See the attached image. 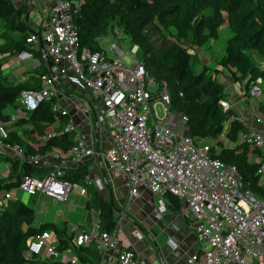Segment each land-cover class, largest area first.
I'll return each instance as SVG.
<instances>
[{
    "label": "built area",
    "instance_id": "1",
    "mask_svg": "<svg viewBox=\"0 0 264 264\" xmlns=\"http://www.w3.org/2000/svg\"><path fill=\"white\" fill-rule=\"evenodd\" d=\"M79 6L77 0H54L44 30L29 34L26 43L42 46V57L51 66L47 75L40 76L39 90L20 93L19 108L13 111L11 122L0 123V159L1 151L5 150L11 159L40 167L41 155L26 156L20 146L7 142L9 127L16 118L51 98L56 100L53 112L67 113L63 81L87 93L94 107L102 108L95 113L96 122L111 132V145L104 159L109 170L128 177L130 196L137 197L139 188H144L162 201L168 196L183 201V212L192 219L197 240L206 245V250L190 257L188 264H264V199L245 187L234 166L210 157L208 145H197L188 136L186 116L170 110L165 83L160 84L162 89L157 93L158 85L148 77L138 57V46L133 45L128 52L131 65L122 60L124 52L118 43L109 44L113 56H107L105 49L98 52L78 49L73 16ZM18 58L29 59L31 54L23 52ZM157 103L164 113L161 118L155 114ZM219 104L224 112L234 108L227 100ZM255 122L262 121L257 118ZM64 131L72 134L76 142L68 156L63 160L54 155L58 166L42 177L24 176L16 187L18 191L65 204L75 190L88 199L87 187L104 189L99 178L85 177V187L64 179L67 159L72 165H81L96 155L94 147L86 145L72 121ZM51 136L54 133L44 140ZM240 140L260 152L257 174L264 177V133L247 129ZM11 198V192L6 193L0 204ZM49 237V232L30 237L26 242L28 254L56 258L59 252L48 243ZM71 244L77 248L95 244L100 252L116 250L119 246L116 229L110 233L101 231L98 221L87 230L77 231ZM68 262L100 264L80 263L75 256ZM117 264H138L137 252L120 250Z\"/></svg>",
    "mask_w": 264,
    "mask_h": 264
},
{
    "label": "trees",
    "instance_id": "2",
    "mask_svg": "<svg viewBox=\"0 0 264 264\" xmlns=\"http://www.w3.org/2000/svg\"><path fill=\"white\" fill-rule=\"evenodd\" d=\"M77 1L80 6L73 16V22L78 33V49L102 51L96 37L112 34L114 28H120L130 43L138 46V57L146 73L155 79L157 93L162 89L160 84H166L170 110L186 116L188 136L197 145H208L210 157L234 166L245 187L264 199V177L257 174L260 152L240 140V135L247 129L237 118L234 109L224 112L219 104L221 100H227L224 85L217 78L220 71L213 69L216 74L211 75L207 66L196 70L189 48L183 43L189 42L192 48H201L209 41L218 40L220 29L227 23L233 35L225 44L220 60L222 70H226L234 81L244 79V92L257 87L264 95V65L258 66L252 56L256 52L264 61V0ZM23 15V10L16 9L10 0H0L3 29L0 43L2 124L11 122L12 114H7L5 110L12 107V111L16 112L19 108L17 99L22 91L39 90L40 76L47 75L51 66L49 61L46 67L43 60L41 71L16 85L10 84L3 76L4 67L9 61L23 52L34 51L26 43L31 30L24 23ZM44 28L41 27L39 32ZM35 49H38L37 56L41 59V49ZM55 102V98L43 101L35 110L16 118L10 124L14 129L8 132L7 142L20 146L26 156H43L57 151L61 159L67 157L76 142L72 134L64 131L69 122L67 113L52 111ZM257 104V111L264 115V102ZM53 133L54 136L44 140ZM222 138L226 145L221 142ZM208 140H214L215 144L206 143ZM9 162L16 176L9 182L0 181V202L6 193L16 189L24 176L42 177L53 169L16 159ZM86 173V170L79 169L66 173L64 179L79 184ZM93 194L90 202L98 210L101 231L113 232L117 223L113 206L97 192ZM168 198L176 199L173 196ZM177 201L174 203L177 204ZM33 224L34 212L31 207L12 198L0 204V264H70L28 254L27 240L43 232H52L57 237L58 252L72 247V237H65L64 229L47 223L38 227ZM77 259L80 263H86L81 256H77Z\"/></svg>",
    "mask_w": 264,
    "mask_h": 264
},
{
    "label": "crops",
    "instance_id": "3",
    "mask_svg": "<svg viewBox=\"0 0 264 264\" xmlns=\"http://www.w3.org/2000/svg\"><path fill=\"white\" fill-rule=\"evenodd\" d=\"M10 1L16 9L23 10L22 19L25 24H28L31 32H37L41 27L45 26L48 11L54 2V0ZM1 28L2 23L0 31L3 32ZM13 36L16 38L18 35L14 34ZM30 48L34 50L28 51L31 54V58L22 60L16 57L5 65L2 74L6 79L13 80L12 78H17L20 82L26 78L29 79L32 75L21 77L14 74V71L25 68V71L31 73L32 71L29 69L31 64L33 65V70L41 71V62L45 59L43 57L40 59L37 56L38 49H35V45ZM46 62L45 60L43 64L48 67ZM263 65L264 63L261 66ZM229 75V73H220L219 80L224 83L225 79H227L231 83V91L229 89L225 93L229 96L227 97L230 102L234 101L235 106L233 109L237 118L241 120L246 129H255L264 133V115L257 112L258 104L255 99L257 94H253L258 91L257 87L246 93L243 89L245 80L240 78L238 81H234ZM61 85L63 91L67 94V102L64 104V109L68 113L69 121L74 123L86 145L94 147L96 151V155L87 158L81 165H72L67 159V173H74L79 169H84L87 173L81 181L83 184L81 187H85L84 179L89 177L91 179H101L104 189L97 191L94 187H87L88 199L81 197L79 192L75 190L65 204L58 203L42 195L29 197L17 189L10 191L12 199L32 208L34 212L33 225L35 227L43 223L52 224L55 227L64 229L65 237H72L77 231L87 230L98 221V210L90 202L93 199V193L97 192L108 202H110V199L112 200L114 216L117 221L116 232L119 246L116 250L100 252L95 247V244L80 248L71 244V248L59 252L56 258H51L45 254L42 255V258L58 263H66L74 256H81L86 263L117 264V255L120 250L134 249L137 252L138 264H188L190 257L202 254L206 250V245L197 240L193 231L194 223L183 212V201L179 200L175 204L176 199L168 197L162 201L144 188H139L137 197H131L128 177L109 170L107 167L104 154L111 145V132L104 124L96 122L93 109L95 108L94 103L87 93H81L63 81H61ZM10 114H13V111ZM257 118L262 121L260 124L255 122ZM11 127L10 125L9 128ZM13 129L12 127L10 131ZM102 130L107 131L108 136L110 135L104 151L100 150L99 143V135ZM1 152L0 181L9 182L13 180L11 178L15 177L16 173H13L10 169L9 160L11 158L7 155L9 152L5 150ZM54 155L59 156L57 151L43 155L40 167L54 169L58 166L59 161L54 158ZM62 159L64 160V158ZM37 211L41 215L38 219L36 216ZM49 234L48 243L57 246V237L52 232H49Z\"/></svg>",
    "mask_w": 264,
    "mask_h": 264
},
{
    "label": "rangeland",
    "instance_id": "4",
    "mask_svg": "<svg viewBox=\"0 0 264 264\" xmlns=\"http://www.w3.org/2000/svg\"><path fill=\"white\" fill-rule=\"evenodd\" d=\"M1 23L2 22L0 21V25H1ZM1 30H2V28H1ZM1 34H2V32L0 31V43H1ZM112 34L107 33L106 35L98 36V37H96V40L100 43V46L103 49H105V52H106L107 56H113V52L111 50H109V44L110 43H118L119 47L124 52L122 60L125 63L131 65L132 64V60L129 57L128 52L131 50L133 45L130 43L129 38L122 32V30L120 28H114L112 30ZM232 35H233V33L229 29L228 24L225 23L222 26V28L220 29V31H219L218 40L209 41L205 46H203L201 48H197V47L196 48L195 47L192 48V45L189 42H183L185 44V46L189 48L190 54L192 55V63H193L194 68L199 71L201 68H203V66H207L208 67L207 69L209 70L211 75H213V73L216 74L214 72V70H219L221 74H227L226 70L225 71L221 70V68H223V67H222V65L220 63V60H221V58H222V56L224 54L226 41ZM16 38H18V36H16ZM179 41H181V40H179ZM252 56H253L254 62L258 66H261L264 63L262 57L259 56L256 52H253ZM32 66L33 65L31 64V67L30 66H29L30 68L28 67L30 69V71H32L31 73L28 72V71H25L26 70L25 68H20V69H17L16 71H14V74H17V75H19L21 77H27V76H30V75H34L35 72L37 73L39 70L38 71L33 70ZM148 77L152 78L153 81L155 82V79L153 78V76L148 75ZM217 78L219 80V75H218ZM12 79L13 80H8L7 79V81L10 84L16 85V84L21 83L24 80H27L28 78H26L24 80H21V82L17 78L16 79L12 78ZM223 84H224V92H226L229 89L231 91V88H230L231 83L229 82V80L225 79ZM257 90H258L257 91L258 93L255 91L253 94L254 95L257 94L255 99L260 104V103L264 102V95L261 94V91H260L259 88H257ZM228 97H227V100H229ZM17 101H18V99H17ZM232 105L235 106L234 101L232 102ZM93 109H94L95 113H99L102 108L95 107ZM5 111H6L7 114H10L12 112V107H8ZM257 112L259 114H262L259 111H257ZM155 114H156V116L158 118H161V117L164 116L163 110L161 109V105L159 103H157L156 106H155ZM182 131H183V128L180 130V132H182ZM109 136H108L107 131L102 130L100 132V135H99L100 142L99 143H100V150L101 151H104L106 149L107 144H108L107 140H108ZM220 140L223 143V145L227 144L225 139L222 138ZM206 143L214 145L215 141L214 140H208ZM1 163H2V160H0V164ZM82 185H83L82 183L79 184L80 187ZM12 190H16V189H12ZM78 192H79V190H78ZM31 205H32V203H31ZM56 205H58V204L56 203ZM36 214H37L36 215L37 219L41 217L39 211H37ZM44 218H45V216H44Z\"/></svg>",
    "mask_w": 264,
    "mask_h": 264
},
{
    "label": "water",
    "instance_id": "5",
    "mask_svg": "<svg viewBox=\"0 0 264 264\" xmlns=\"http://www.w3.org/2000/svg\"><path fill=\"white\" fill-rule=\"evenodd\" d=\"M40 48H41V51L43 52V49H42V46H40ZM46 64H47V62H46ZM48 65V64H47ZM110 204H111V206L113 205V203H112V200L110 199V202H109Z\"/></svg>",
    "mask_w": 264,
    "mask_h": 264
}]
</instances>
